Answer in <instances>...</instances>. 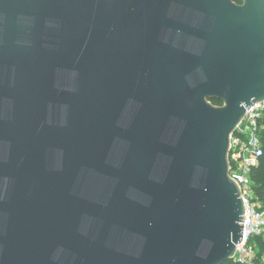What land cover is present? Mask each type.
<instances>
[{
  "label": "water",
  "instance_id": "water-1",
  "mask_svg": "<svg viewBox=\"0 0 264 264\" xmlns=\"http://www.w3.org/2000/svg\"><path fill=\"white\" fill-rule=\"evenodd\" d=\"M262 101L264 0H0V264L229 261Z\"/></svg>",
  "mask_w": 264,
  "mask_h": 264
},
{
  "label": "built area",
  "instance_id": "built-area-1",
  "mask_svg": "<svg viewBox=\"0 0 264 264\" xmlns=\"http://www.w3.org/2000/svg\"><path fill=\"white\" fill-rule=\"evenodd\" d=\"M264 101L251 104L235 131L230 135L228 152L229 177L238 185L245 204L242 237L228 264H257L264 262L256 239L264 238V203L254 192L250 172L262 154Z\"/></svg>",
  "mask_w": 264,
  "mask_h": 264
},
{
  "label": "trees",
  "instance_id": "trees-1",
  "mask_svg": "<svg viewBox=\"0 0 264 264\" xmlns=\"http://www.w3.org/2000/svg\"><path fill=\"white\" fill-rule=\"evenodd\" d=\"M236 3H241V0H234ZM213 105H221L220 100L212 99L210 100ZM261 143H262V154L259 158L258 165L253 167L250 172V178L254 185V192L256 196L264 203V119H263V130L261 134ZM257 247L259 254L264 255V238L256 239ZM224 264H228V261ZM257 264H264L258 262Z\"/></svg>",
  "mask_w": 264,
  "mask_h": 264
}]
</instances>
